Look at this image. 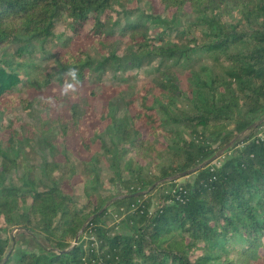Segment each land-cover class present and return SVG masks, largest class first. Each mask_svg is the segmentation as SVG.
<instances>
[{
	"label": "trees",
	"instance_id": "obj_1",
	"mask_svg": "<svg viewBox=\"0 0 264 264\" xmlns=\"http://www.w3.org/2000/svg\"><path fill=\"white\" fill-rule=\"evenodd\" d=\"M147 3L150 12L123 0H0L1 102L21 85L65 86L72 69L81 82L107 69L157 74L137 94L110 87L101 110L69 94L7 97V108L46 116L3 126L0 264H264V122L252 126L264 117V0ZM63 19L73 31L64 40ZM124 28L136 33L120 54ZM229 143L191 180L169 179ZM101 159L113 172L105 183ZM75 178L93 184L84 204ZM111 183L123 191L93 202Z\"/></svg>",
	"mask_w": 264,
	"mask_h": 264
},
{
	"label": "rangeland",
	"instance_id": "obj_2",
	"mask_svg": "<svg viewBox=\"0 0 264 264\" xmlns=\"http://www.w3.org/2000/svg\"><path fill=\"white\" fill-rule=\"evenodd\" d=\"M123 4L126 5L127 8H134L136 6L140 7L141 10L150 12L149 4L147 3V0H123ZM158 9L156 10L157 13H162L164 14L165 17L171 16V11L165 10L161 5L158 4ZM115 9L117 11H121L122 7L120 3H116ZM115 17L117 18L118 15L114 12ZM120 16V15H119ZM123 16V15H121ZM114 17V18H115ZM115 18V19H116ZM122 24L124 25V19H121ZM90 28V23H86L83 31H87ZM154 31L151 32V35L154 37L158 36L159 31L161 28L153 29ZM56 34L61 36L62 40L66 38L68 35H72L73 31L70 27L69 21L63 19L61 22H59L56 25ZM118 33L117 35L120 39H123L120 41V44L118 46V52L122 54L123 50L125 49V43L124 40L129 38L132 33H136L134 30H128L125 29L122 31V34H120V30H117ZM196 36L202 37V32L201 30H197L195 32ZM89 52L91 55L96 56V51L94 47L89 48ZM209 58L204 59V62H208ZM33 62L37 63L40 65V68L42 71H52L56 72L58 69V65L56 63H53L52 61H47L42 60L41 58H37L36 60H33ZM202 63L200 61H195V67L198 68ZM150 67H143L141 69H133L129 71H120L117 72L118 76H114V71L107 69L105 71L99 72L101 75V80H97L94 77L90 76L87 77L85 81H80L77 77L75 80L70 76H64L65 77V82L67 84H72L73 87L75 88V91L69 90L67 94L71 95V101H79L82 104L85 103H91L97 107L98 110H101L102 108V102H103V93L108 91L110 87H124L127 89L128 94H137L141 89L147 85L150 84L151 80L157 75L153 73L150 69ZM178 72H180V78L182 81V85L186 86V76H187V70L184 66L179 65L175 67ZM129 77L127 81L123 80L124 78ZM65 86H57L56 84H52L50 86H45L42 84H39L37 86L33 84H25L19 86V88L15 89L12 92H7L5 95H3L2 99L4 98V101H7V97L10 95L14 96H26V97H33L37 95H43V96H49V95H56V94H64L63 89ZM89 91H94L96 92V95H90ZM1 102L0 100V138L6 139L7 135L4 132L3 126L9 124V122L12 119H16L19 121H30V122H38L40 118H43L46 116V109L37 107L35 108L32 112L28 113L25 112L22 108H7L5 107L6 102ZM5 107V108H4ZM41 154V153H40ZM71 158L74 163H77L81 157H76L72 154ZM40 156V155H39ZM99 168V174L101 176V179L103 183L108 182V179L113 175V172L109 166V163L101 159V162L98 163ZM157 168V167H155ZM193 178L192 175L190 176H185L182 178H179V182H184L186 179L191 180ZM73 193L76 199L80 201L81 203H86L90 198L88 196L89 193H92V183L91 181H79L78 178H75L73 181ZM106 189H104L102 192L96 191L94 195H91V199L93 202L96 204L100 202L101 200L109 197V196H114L118 195L123 191V186L120 185V183H111L109 186H105ZM66 191H69L68 187H65ZM146 192H149L146 190ZM157 193L154 191L152 194ZM150 194V193H149ZM151 194V195H152ZM157 195V194H155ZM112 201L111 199L106 203V205ZM94 203V205H95ZM153 203L154 206L158 204V200L156 196H153ZM105 205V206H106ZM111 206V204H110ZM112 209V207H110ZM120 229L122 228V224L119 226ZM17 233V230H7L6 232H3L1 235L4 238H9L10 236ZM239 246H241V242H237ZM234 252L232 251L230 253V256H233Z\"/></svg>",
	"mask_w": 264,
	"mask_h": 264
},
{
	"label": "water",
	"instance_id": "obj_3",
	"mask_svg": "<svg viewBox=\"0 0 264 264\" xmlns=\"http://www.w3.org/2000/svg\"><path fill=\"white\" fill-rule=\"evenodd\" d=\"M264 122V117L262 119H260L259 121L253 123V127H256V126H259L261 125L262 123ZM232 143V142H231ZM231 143H229L228 145H226L223 149H220L215 155H213L210 159L204 161L203 163H201L200 165H198L197 167L193 168V169H189L187 171H184L182 173H179L171 178H169L170 180H175V179H179V178H182V177H185V176H188L190 174H193L195 173L197 170L207 166L208 164H210L211 162H214L216 159H218L222 153L231 145ZM141 193H144V192H141ZM111 201L101 210V212L110 205ZM83 231V229H82ZM79 240V235L76 237L75 239V243H77Z\"/></svg>",
	"mask_w": 264,
	"mask_h": 264
},
{
	"label": "clouds",
	"instance_id": "obj_4",
	"mask_svg": "<svg viewBox=\"0 0 264 264\" xmlns=\"http://www.w3.org/2000/svg\"><path fill=\"white\" fill-rule=\"evenodd\" d=\"M69 75L73 78V80H75L76 79V75H77L75 69L70 70ZM69 90L75 91V88L73 87L72 84H66L65 85V87L63 89L64 94L67 95Z\"/></svg>",
	"mask_w": 264,
	"mask_h": 264
}]
</instances>
